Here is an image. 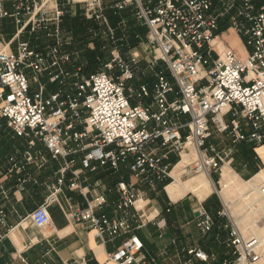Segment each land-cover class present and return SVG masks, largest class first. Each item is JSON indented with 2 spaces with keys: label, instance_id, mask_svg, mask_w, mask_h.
Listing matches in <instances>:
<instances>
[{
  "label": "built area",
  "instance_id": "1",
  "mask_svg": "<svg viewBox=\"0 0 264 264\" xmlns=\"http://www.w3.org/2000/svg\"><path fill=\"white\" fill-rule=\"evenodd\" d=\"M104 4V0H85L86 15L107 26L102 34L113 44L101 68L86 75L80 65L67 67L71 54L65 48L71 41L62 30L64 11L59 0H0V24L10 20L15 25L9 39L0 29V120L28 144L25 163L20 165L11 157L12 170L44 164L42 153L35 150L39 141L54 157L64 159L63 172L72 170L73 188L81 183V170L72 169L80 153L84 169L118 172L128 163L135 176L164 181L175 166L170 161L172 151L181 157L196 151L197 157L184 166L182 174L218 171L222 176L224 164L232 160V149L221 150L209 141L212 126L235 145L264 144V0H121L112 4L116 11L134 7L135 17L148 29L149 64L163 63L173 78L158 69L152 89L143 84L133 92H128V83L135 77L140 55L136 50L127 58L121 54ZM232 31L243 40L245 57L225 39ZM25 34L29 39L22 37ZM33 37L43 41L35 44ZM45 76L60 87L48 92ZM174 93L177 97L171 99ZM150 95L153 103L143 104L142 99ZM135 96L137 103L132 102ZM182 115L190 120L180 121ZM155 143L166 151H149L148 146ZM257 186L264 196V181ZM59 189L53 185L47 201L30 213L35 226L51 222L49 205ZM117 190L121 197L114 203L113 214L99 211L107 203L102 197L88 201L86 208L74 207L68 217L86 223L103 243L130 234L117 250L107 252V259L147 264L142 256L144 243L132 232L129 213L144 194L124 180L117 183ZM229 211L226 202L217 212L226 219L228 243L234 247L235 258L228 263L262 264L257 238L242 233ZM5 218L0 210V222ZM196 221L205 234L216 226L214 215L203 207ZM187 253L204 261L210 258L200 247Z\"/></svg>",
  "mask_w": 264,
  "mask_h": 264
},
{
  "label": "crops",
  "instance_id": "2",
  "mask_svg": "<svg viewBox=\"0 0 264 264\" xmlns=\"http://www.w3.org/2000/svg\"><path fill=\"white\" fill-rule=\"evenodd\" d=\"M119 1L121 0H104V12L108 17L109 25L115 29L121 54L127 58L132 51L136 50L140 55L135 77L128 83V92L138 91L143 84L152 89L158 69H164L173 81L163 63L155 65V68L149 64L148 59L151 53L148 46H145L148 29L146 26H141L135 19L134 7H132L133 10L128 9L120 14L118 18L112 15L111 5ZM59 3L64 11L61 22L62 30L71 41L65 48L71 54V62L67 67L71 69L78 65L88 66L87 52L95 48L94 40L100 34L103 35L107 26L86 15L85 0H59ZM83 18L87 22L94 20L96 27L83 28L86 33L85 42L82 44L79 40V27L76 25L77 20ZM113 21L116 23L114 24ZM14 26L10 20L1 22L0 29L5 31L7 39L14 34ZM131 32L140 34L138 35L139 43L135 46L120 43L125 37L130 36ZM230 35L234 37L233 43L230 44L241 57H245L247 50L241 37L233 31ZM22 37L29 39L26 34ZM105 38L109 37L105 36ZM33 40L35 44L43 41L42 37H33ZM108 46H103L104 56L98 57L99 63L109 58L113 47L112 42L107 49ZM150 68L152 70L149 72ZM42 80L46 83L48 92L60 87L59 84L51 82L47 76ZM32 83L34 85L32 91H35L37 81L33 78ZM175 97H177L175 93L170 95L171 99ZM139 101L136 96L132 98L133 103ZM141 102L149 105L153 103V97L151 95L144 97ZM227 118L230 119V115ZM179 119L186 123L190 117L182 115ZM211 128L212 133H218L219 139H226L227 142H224L223 147L219 141L218 143L212 141L211 136L209 141L221 150L232 149L233 157L238 151V144L235 145L229 136L218 132L214 126ZM186 132L187 128L184 129V133ZM244 143L251 146L255 144L249 141H244ZM27 147L26 138L17 136L5 120H0V210L6 214L5 222H0V264H77L82 262L118 264L107 259V252L117 250L130 234L107 239L103 243L86 223L70 220L68 212L74 207L86 208L88 201L104 197L107 203L99 211L113 214L114 203L121 197L117 190V183L120 180L135 185L144 194L142 201H138L136 207L130 208L129 213L132 216L130 219L132 232L137 234L144 243L142 256L147 264H182L188 259H190L188 264H230L228 261L235 258L234 247L228 243L229 232L225 227L226 220L218 222L214 230L207 234L201 231L196 221L200 208L203 207L212 214L220 209V204L212 197L215 194L212 188L208 195L201 194L199 191L187 190L178 199H173L168 193L167 187L175 181L174 170L182 160L177 152L170 153V161L175 166L169 182L164 186L160 184L163 181L135 176L128 163L122 164L118 172L112 169L96 171L84 169L81 164L83 153H80L75 156L72 169L81 170V183L80 187L73 188L71 187L72 170L63 172L64 159L54 157L39 141L35 150L42 153L44 164L42 166L24 164L22 170H12L11 157H14L20 165L25 163L24 153ZM148 150L160 154L166 151V148L155 143L148 146ZM252 150L264 159V144H255ZM181 168L182 166L177 169L178 175ZM255 175L251 180H243L231 167L224 165L222 181L223 183L228 182V186L222 190L223 197L229 201L232 194L244 193L247 188L259 194L257 185L262 183L264 178L259 182H253ZM24 177H29V180L22 184L20 180ZM205 178L193 180V182L203 184L204 180L207 181V177ZM53 185L60 189L56 193V200L49 205L51 222L39 228L33 224L30 213L47 201L52 193ZM260 196L264 197L261 194ZM133 215L136 216L133 217ZM246 224L251 228L252 233L264 230V226L263 229H259V223L249 224L247 222ZM192 247L202 248L210 255V258L204 261L190 256L187 249Z\"/></svg>",
  "mask_w": 264,
  "mask_h": 264
},
{
  "label": "rangeland",
  "instance_id": "3",
  "mask_svg": "<svg viewBox=\"0 0 264 264\" xmlns=\"http://www.w3.org/2000/svg\"><path fill=\"white\" fill-rule=\"evenodd\" d=\"M135 19L137 20V22H139L136 17ZM225 39L231 44L234 41V37L232 35H230L229 37ZM145 46H147V44H145ZM149 57L150 58L148 60L150 61V59L152 58V55L150 54ZM152 68H155V65ZM150 70L152 69L150 68L149 72ZM211 140L217 143L219 141V144L221 146L225 144L224 142H227L226 139H223V138L219 139L218 133H212ZM255 154H256L255 160L257 161L258 171H260L262 168H264V159L262 158L260 154L258 153H255ZM188 155H189L188 161H186L183 164L181 171L179 172V178L181 181L183 182L191 181V180L196 181L198 179L207 177L210 180L212 191L218 196L220 208L222 207L224 203L228 202L230 215L232 219L235 221V224L238 225L242 233H244L248 237L252 235L251 228L246 224L247 222L249 224L259 223L260 224L259 229H263V226H264V197L261 198L260 194H258L257 192L255 193L253 189L247 188L245 189L247 191H245L244 193L232 194L230 197V200L227 201L222 195V190L224 189L223 188L224 184L222 181L223 177L221 176V174H219L218 171H212L210 172V174L208 172L194 173L193 175L182 174L184 166L187 163H189L192 160V158H196V156H194L193 154L191 155L188 154ZM224 165H228L229 167H231L232 170H234L237 173V175L243 180H251L254 177V175L258 172V171L256 172L253 171V174H252V167H254V165L250 164L248 160H245L243 156L242 157L238 156V154L237 155L234 154L231 162L224 164ZM222 173H223V169H222ZM191 191L193 192V190ZM194 193L198 194V192H194ZM258 234H260L261 237H264V230H262V232L260 231ZM261 251H262V264H264V250H263L262 245H261Z\"/></svg>",
  "mask_w": 264,
  "mask_h": 264
},
{
  "label": "trees",
  "instance_id": "4",
  "mask_svg": "<svg viewBox=\"0 0 264 264\" xmlns=\"http://www.w3.org/2000/svg\"><path fill=\"white\" fill-rule=\"evenodd\" d=\"M133 6H128L124 9H121V10H114L111 8V12H112V15L115 16L116 18H118L120 16V14H122L123 12H126V10L128 9H132ZM133 10V9H132ZM114 24L116 23V21H113ZM139 24L141 26H145L143 25L142 23L139 22ZM76 27H79V34H80V43H84L85 42V29H83L84 27H96V23L94 20L90 21V22H87L84 18L83 19H78L77 20V25ZM228 28V25H223L222 26V31L223 30H226ZM138 35L140 34H137V33H133L131 32L130 33V36L128 37H123L124 39L120 42L122 44H127L129 43L128 45L130 46H135L139 43V38H138ZM95 48L93 50H89L87 52V58L89 60V64L88 66H83V73L86 74V75H89L90 73L94 72V71H97L101 68L102 64L99 63L98 61V57H103L104 56V49H103V46H107L111 44V40L108 38L106 39L105 36L103 35H99L95 40ZM109 46L107 47V49L109 48ZM71 62V61H70ZM255 145V144H254ZM254 145H250V144H245L244 142H241L238 144V151L236 153V155L238 154V156H243L245 160H248L250 164H253L254 167H252L253 171L256 172L258 171V166H257V161L255 160V152L252 150V147H254ZM251 146V147H250ZM169 179L170 178H166L163 182H161L160 184L161 185H165L166 183L169 182ZM213 198H215L217 201H218V204H219V199H218V196L216 194H213L212 196ZM218 210L216 212L213 213L215 219H216V225L218 224V222H224L226 219L225 218H221L220 216H218Z\"/></svg>",
  "mask_w": 264,
  "mask_h": 264
},
{
  "label": "bare ground",
  "instance_id": "5",
  "mask_svg": "<svg viewBox=\"0 0 264 264\" xmlns=\"http://www.w3.org/2000/svg\"><path fill=\"white\" fill-rule=\"evenodd\" d=\"M193 154L196 157L198 155L196 151H193ZM188 159H189V155L186 154V153H183L182 154V160L176 166V168L174 170V173H173L175 181L172 182L167 187V191H168V193L171 195V197L173 199H178L187 190L199 191L201 194H204V195H208L210 193V191H211V183H210V180L208 178H207V181L206 180L203 181V184H202V182H199L200 184H198V183H195L193 181L183 182V181L180 180L179 175L177 173L178 172L177 169L180 168L181 166H183V164L186 161H188ZM262 178H264V169L261 170L259 173H257V175H255V178L253 179V182H255V181L259 182L260 180H262ZM227 183L228 182H224L223 183L224 184L223 185L224 189L228 186ZM257 190H258V187H257ZM140 201H142V200H140ZM251 234H252L251 235L252 238H257L258 243L263 246V250H264V237H261L260 234H258V233H251Z\"/></svg>",
  "mask_w": 264,
  "mask_h": 264
}]
</instances>
